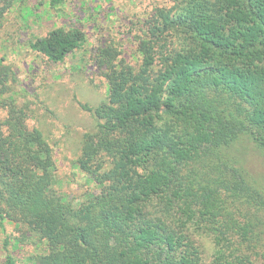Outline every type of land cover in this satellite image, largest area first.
Segmentation results:
<instances>
[{"label": "trees", "instance_id": "1", "mask_svg": "<svg viewBox=\"0 0 264 264\" xmlns=\"http://www.w3.org/2000/svg\"><path fill=\"white\" fill-rule=\"evenodd\" d=\"M14 3L0 0V18ZM142 31L136 58L96 50L107 97L82 103L96 125L77 165L97 190L78 206L53 189L42 130L0 98V225L46 242L35 264H264V180L241 148L264 152V0H167ZM86 41L57 27L30 45L63 62ZM9 76L3 67L0 96Z\"/></svg>", "mask_w": 264, "mask_h": 264}, {"label": "rangeland", "instance_id": "2", "mask_svg": "<svg viewBox=\"0 0 264 264\" xmlns=\"http://www.w3.org/2000/svg\"><path fill=\"white\" fill-rule=\"evenodd\" d=\"M15 0L0 18V70L8 67L6 92L0 96L9 105L26 108L27 125L39 128L54 147L53 189L78 206L94 182L77 165L83 136L94 131L95 119L83 104L96 106L107 97V82L96 65L101 45L119 44L124 55L136 58L143 23L155 8L167 0ZM78 26L87 32V41L63 62H51L31 47V41L57 27ZM0 108V118L8 116ZM245 164L264 180V152L251 143L241 144ZM0 225V264L8 254L18 264H35L47 245L39 236L5 220ZM9 244H5V240ZM21 241L18 242V240ZM207 251L213 250L208 236H199Z\"/></svg>", "mask_w": 264, "mask_h": 264}]
</instances>
